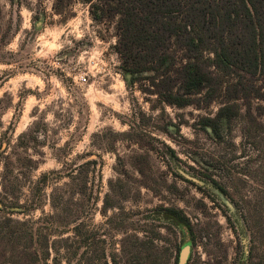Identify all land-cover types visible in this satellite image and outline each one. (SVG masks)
I'll use <instances>...</instances> for the list:
<instances>
[{"label": "rangeland", "instance_id": "374dc122", "mask_svg": "<svg viewBox=\"0 0 264 264\" xmlns=\"http://www.w3.org/2000/svg\"><path fill=\"white\" fill-rule=\"evenodd\" d=\"M222 1L199 0L194 35ZM92 3L0 0V220L46 218L59 264H264V71L211 65L213 98L169 104Z\"/></svg>", "mask_w": 264, "mask_h": 264}, {"label": "trees", "instance_id": "16d2710c", "mask_svg": "<svg viewBox=\"0 0 264 264\" xmlns=\"http://www.w3.org/2000/svg\"><path fill=\"white\" fill-rule=\"evenodd\" d=\"M103 1L119 16L116 48L124 68L135 73L155 71L154 83L164 76L160 82L167 85L157 93L169 104H193L192 96L208 89L213 90V98L216 89L212 87L218 78L211 65L226 71L246 69L253 75L264 71V0H223L212 13L202 8L204 16L211 14L213 18L208 30L214 37L209 38L196 36L189 29L194 26L191 11L196 10L199 0ZM92 4L94 18L101 20L107 10ZM180 12L185 15L183 22L178 20ZM174 45L178 49L172 50ZM180 50L184 54L177 66ZM206 51L214 58H205ZM161 68L167 74L160 72ZM237 114L238 110L227 104L215 117L205 118L204 124L220 136L221 120H232ZM170 212L178 215L177 210ZM50 225L46 218L0 220V264H59V256L52 257L51 234L47 231ZM65 251V255L70 253L68 247ZM67 261L72 264L69 257Z\"/></svg>", "mask_w": 264, "mask_h": 264}, {"label": "water", "instance_id": "95a60500", "mask_svg": "<svg viewBox=\"0 0 264 264\" xmlns=\"http://www.w3.org/2000/svg\"><path fill=\"white\" fill-rule=\"evenodd\" d=\"M186 254V250L183 252V255H182V258H181V262L184 260V258H185V255ZM184 262H182L181 264H183Z\"/></svg>", "mask_w": 264, "mask_h": 264}]
</instances>
